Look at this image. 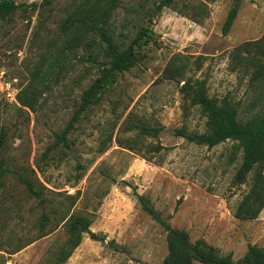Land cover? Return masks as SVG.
<instances>
[{
	"label": "rangeland",
	"instance_id": "1",
	"mask_svg": "<svg viewBox=\"0 0 264 264\" xmlns=\"http://www.w3.org/2000/svg\"><path fill=\"white\" fill-rule=\"evenodd\" d=\"M13 1L19 7L0 16L1 155L11 167L0 183V264H49L67 240L60 217L71 206L88 214L96 237L84 233L64 264H163L168 233L145 205L220 256L236 261L249 245L264 248V207L254 218L237 216L254 183L253 173L234 182L239 141L209 147L177 135L209 131L208 115L181 89L188 80H204L210 96L237 104L241 121L264 111V79L252 82L249 53L234 52L263 36L264 3L253 12L244 4L257 0ZM100 26L121 47L141 27L154 41L137 48L136 64L83 112L66 147L58 134L108 60ZM250 49L260 55L257 45ZM43 214L53 232L41 236Z\"/></svg>",
	"mask_w": 264,
	"mask_h": 264
},
{
	"label": "trees",
	"instance_id": "2",
	"mask_svg": "<svg viewBox=\"0 0 264 264\" xmlns=\"http://www.w3.org/2000/svg\"><path fill=\"white\" fill-rule=\"evenodd\" d=\"M172 1L164 0L163 4L169 5ZM42 3L50 4L51 0H44ZM32 6L37 8L38 4L33 3ZM18 7L19 5L13 0H0V16L3 17ZM238 12L239 4L236 3L229 11L223 25L222 33L224 35L229 33ZM99 31H101L103 41L107 45L105 56L108 60L101 64L100 75L83 90L74 115L64 130L58 134V141L63 142L66 147L70 146L67 136L74 128L75 123L80 121L83 112L99 102L103 92L116 81L117 73L124 72L136 64L138 61L137 48L154 41L151 31L146 27H141L135 37L124 47L118 45L113 37L107 34L103 26H100ZM263 43L264 34L258 40L246 41L234 48V52L238 55H241L242 52L249 53L247 58L245 56V60L254 66L251 76L252 82L264 79V60H262V58L264 59V47L261 46ZM255 45L258 46V49L260 48L259 56L257 54L250 55V47ZM178 73L181 74L182 71L179 70ZM181 89L193 104L198 105L208 115L209 131L204 134H188L184 129H181L177 130V135L196 143L206 144L209 147L228 139L239 141L242 146L243 156L234 182L243 184L246 182L248 174L253 173L254 183L249 194L241 202L237 216L256 217L264 207V111L241 121L239 119V106L227 99L219 101L217 98L210 96L204 80H188ZM145 131L148 134L151 133V130ZM2 146L3 139L0 134L1 184L7 172L11 171V167L1 155ZM18 179L26 185L32 195L38 198L42 197L41 192L30 179L23 174H19ZM142 199L140 197L141 201ZM144 208L150 214L156 215V218L160 220L168 233V255L163 264H192L194 260L202 264H264V248L262 247L249 245L244 257L235 261L230 255L220 256L212 246L202 241L191 242L186 231L172 227L169 223L162 220L150 206L145 205ZM71 211L72 206L61 214L60 223L65 222L68 237L55 250L49 264H64L72 255L73 250L80 244L84 233H89L92 238L96 237L90 230L92 220L88 214L71 213ZM49 219L47 214H43L41 218V231L43 233L41 236L53 232V230L45 231V227L50 221Z\"/></svg>",
	"mask_w": 264,
	"mask_h": 264
},
{
	"label": "crops",
	"instance_id": "3",
	"mask_svg": "<svg viewBox=\"0 0 264 264\" xmlns=\"http://www.w3.org/2000/svg\"><path fill=\"white\" fill-rule=\"evenodd\" d=\"M257 1H258L257 3H250V4L246 3L244 5L251 7L250 9H252L253 12H258L259 6L262 7L264 0H257ZM244 5L242 4V7ZM254 7H256V8H254ZM262 8L264 9V7H262ZM240 14H241V10H240ZM251 22H253V19H251L249 17V19L246 20L245 24L249 25Z\"/></svg>",
	"mask_w": 264,
	"mask_h": 264
}]
</instances>
